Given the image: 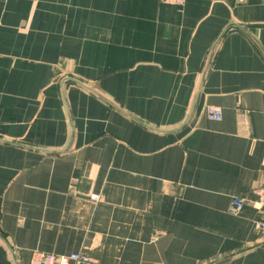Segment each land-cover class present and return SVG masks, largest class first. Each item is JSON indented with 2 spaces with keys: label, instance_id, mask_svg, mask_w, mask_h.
I'll return each instance as SVG.
<instances>
[{
  "label": "crops",
  "instance_id": "0c3cea01",
  "mask_svg": "<svg viewBox=\"0 0 264 264\" xmlns=\"http://www.w3.org/2000/svg\"><path fill=\"white\" fill-rule=\"evenodd\" d=\"M263 185L264 0H0V264H264Z\"/></svg>",
  "mask_w": 264,
  "mask_h": 264
},
{
  "label": "built area",
  "instance_id": "2783aa9c",
  "mask_svg": "<svg viewBox=\"0 0 264 264\" xmlns=\"http://www.w3.org/2000/svg\"><path fill=\"white\" fill-rule=\"evenodd\" d=\"M163 4L176 6L182 8L186 4V0H161ZM207 118L212 122H221L223 119L222 110L217 107H208ZM256 205L262 211V217L256 223V231L264 239V185L255 191ZM95 202H100L101 197L96 196L92 198ZM245 205V201L237 198L231 203V211L233 213L240 212ZM30 264H97L95 260L85 254H71V255H55L52 253H44L35 251L32 255Z\"/></svg>",
  "mask_w": 264,
  "mask_h": 264
},
{
  "label": "water",
  "instance_id": "95a60500",
  "mask_svg": "<svg viewBox=\"0 0 264 264\" xmlns=\"http://www.w3.org/2000/svg\"><path fill=\"white\" fill-rule=\"evenodd\" d=\"M230 27H236V28H240L237 25H230ZM241 29V28H240Z\"/></svg>",
  "mask_w": 264,
  "mask_h": 264
}]
</instances>
